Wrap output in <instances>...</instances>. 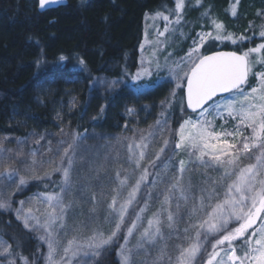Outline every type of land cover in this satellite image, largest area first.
Returning a JSON list of instances; mask_svg holds the SVG:
<instances>
[{"label": "snow or ice", "instance_id": "snow-or-ice-1", "mask_svg": "<svg viewBox=\"0 0 264 264\" xmlns=\"http://www.w3.org/2000/svg\"><path fill=\"white\" fill-rule=\"evenodd\" d=\"M59 2L39 0V7ZM183 9L184 0H176L173 11L182 12ZM231 14L236 15L235 6ZM156 15L168 20L162 13ZM180 19L177 15L175 22L179 23ZM213 25L216 34H200L199 42H193L194 47L187 54L185 63L172 69L176 89L186 88L181 103L186 98V106L198 113L197 119L185 120L178 133L168 134L171 137L178 135V139L165 136L167 118L162 112V119L156 122L161 127L159 133L150 128L138 138H126L125 161L129 168L123 165L113 168L111 177L107 176L103 166L90 168L96 180L103 174L110 181L98 186L91 183L92 178L88 184L74 182L78 135L70 142H60L66 143L67 147L60 152L58 164L52 159L38 160L34 150L30 160L25 159L22 152L16 153L18 163L24 165V171L29 175H21L20 168L11 166L0 171V177L5 179L18 177V190L29 180L50 179L53 174H60L58 191H48L37 197L44 205L43 210L38 206L25 208L24 201H20L21 207L15 210L25 229L43 231L39 238L47 244V264H81L82 257H88L89 261L84 264H90L91 259L118 242L122 231L124 243L118 246L117 253L120 264H146L139 257L147 255L148 248L152 247L159 253L152 264H264V71H253L257 64L264 66V43L242 53L205 55L200 49L209 39L236 43L231 34H221L225 31L223 23L214 20ZM164 31H168L167 25ZM260 35L264 37V30ZM142 73L149 76L151 70L145 67ZM250 75L255 77L254 85L249 84ZM140 78L138 72L134 79L139 81ZM175 98L173 91L166 103H162L170 106ZM133 111L129 109V112ZM217 119L222 123L217 125ZM229 120L232 121L230 127ZM157 135H160L159 147L153 143ZM150 145H153L151 149ZM178 150L188 157L187 161L176 159ZM108 158L106 155L105 159ZM113 159L119 161V153ZM44 163L56 166L38 175L36 168ZM157 167L160 170L153 173L151 170ZM209 169L218 171L219 177H208ZM169 172L174 174L169 175ZM150 175H155L157 181L166 179L168 187L162 193L160 208L151 214L144 227L143 213L148 211L149 205L145 202L137 212L135 204ZM155 184L153 181V186ZM77 191L85 203H91L88 222L73 228V235L61 247V235L67 236L68 214L79 203L74 196ZM181 202L193 221L183 229L178 228L182 219ZM101 203L106 208L104 223L109 225L107 231L94 226L97 206ZM9 208L10 203L0 201V209ZM165 227L169 230L167 236ZM84 229H87V235L83 234ZM134 236L136 242L132 244L130 238ZM169 239L180 241L174 245L175 255L169 251ZM11 247L7 242H0V257H5L3 264H15V260L8 259L13 255ZM24 264H28L26 258Z\"/></svg>", "mask_w": 264, "mask_h": 264}, {"label": "trees", "instance_id": "trees-1", "mask_svg": "<svg viewBox=\"0 0 264 264\" xmlns=\"http://www.w3.org/2000/svg\"><path fill=\"white\" fill-rule=\"evenodd\" d=\"M238 1L237 17L245 25L254 12L264 9V0ZM204 2L218 12L237 0ZM163 6L172 7V0H68L66 7L46 12L29 0H0V141L9 137L14 148L41 133L70 132L73 138L87 132L120 134L129 106L136 113L147 110L151 118L155 110L163 112L174 132L190 115L181 103L183 89L163 110L157 108L168 99L166 88L144 95L130 89L140 70L147 20L164 11ZM249 32L236 43L208 40L201 53H242L264 43L257 25ZM174 49L173 57H180L183 52L177 46ZM160 51L161 57L167 56V50ZM102 78L121 86L101 89L98 82ZM72 100L74 106L67 110ZM59 181L57 176L31 180L14 194L11 211L0 210V238L12 246L13 255L8 259L15 264H24V258L28 264H43L44 248L15 218L14 210L29 195L58 191ZM140 208L138 203L135 210ZM181 208L187 212L183 203ZM117 246L118 242L90 264H117Z\"/></svg>", "mask_w": 264, "mask_h": 264}, {"label": "rangeland", "instance_id": "rangeland-1", "mask_svg": "<svg viewBox=\"0 0 264 264\" xmlns=\"http://www.w3.org/2000/svg\"><path fill=\"white\" fill-rule=\"evenodd\" d=\"M239 2V1H238ZM172 7H165L162 13L164 16L168 17V20H164L162 17L154 15L148 18L146 23V38L141 50V64L140 70L141 78L139 81L133 79L130 89L136 94L144 95L147 92H152L157 88H166V95L169 98L170 94L175 91L176 93L181 89H176L175 84V76L172 72V69L176 68V66L183 65L187 60V54L194 47V41L199 42L200 34L211 32L213 35L216 34L214 29L213 21H217L223 23L225 27V31L221 34H231L233 38L238 41L241 40L240 37H246L250 31L254 29V26L257 25L258 34L264 30V9L260 11L257 10L252 15V20L248 25L240 23L238 20V12H240L238 8V3H234L232 6L224 9L223 11H213V7L206 4L204 0H184V9L182 12H175L176 0H172ZM235 6L236 15L233 16L231 14V10ZM177 15L181 17L179 23H176ZM167 25L168 31H164L165 26ZM159 33H163L160 35ZM261 36V35H260ZM262 37V36H261ZM210 40V39H209ZM232 42L231 40H226ZM245 42V41H244ZM206 44V43H205ZM177 46L181 52H183L180 57H173L172 52L175 50L174 47ZM204 46V45H203ZM259 46V45H258ZM257 46V47H258ZM212 48V47H210ZM160 49L167 50V56L161 57ZM201 51V49H200ZM164 55V53L162 54ZM171 57V58H169ZM194 58V57H193ZM151 61V64L149 63ZM157 64L159 68H157ZM149 67L151 70V75L144 76L142 73L143 68ZM186 70V69H185ZM254 72L264 71V66L257 64L254 69ZM255 77L249 76V84L254 85ZM98 85L101 89H117L121 85L119 83H110L107 82L104 78L100 79ZM164 101H161L158 104V110H163L166 108L164 106ZM74 106V101L72 100L69 104L70 110ZM208 107V106H207ZM129 109H132V106L128 107L127 121L124 124L123 130L120 134L113 135L112 133L106 135L104 133H96V132H87V135L81 136L80 141H77L78 148V159H77V172L74 175V182L78 185L80 184H88L89 178L91 179V183L93 185H99L101 182L104 184H108L110 181L105 178L103 174H101L100 180H96L94 178V172L90 171V168H95L97 166H103L107 170V176L111 177L114 173L112 171L113 168L120 167L123 165L124 168H129V165L125 161L126 156V148L125 144L128 142L126 138L136 137L138 138L140 133L149 130L150 128L159 133L161 131L160 125H157V121L161 118V113L156 110L153 112L151 117H148V111H141L140 113H136V110L133 109V112H129ZM69 112V111H68ZM197 114H190L187 116L181 123L189 118L193 120L197 119ZM162 119V118H161ZM160 119V120H161ZM60 123V122H59ZM222 121L217 119L216 124H221ZM232 121L229 120V127L231 126ZM180 125L173 132L171 130V123L167 119V130L165 131V136L167 138H175L178 139V135L175 137L168 136L169 133H178ZM110 132V131H108ZM73 136L71 133L62 132L59 135L54 136L48 135L46 133H41L38 135H33L29 140L24 143H19L12 147L10 144L11 139L9 137L2 139L0 141V149H6L7 152L0 151V169H4L7 166L18 167L21 169V175H29V173L24 171V165L18 163V158L16 157V153L22 152L23 157L25 159L30 160L32 153L34 150L36 151V158L42 161H48L49 159L55 160L56 164L59 163L60 152L63 148L67 147V144H61L60 142L72 141ZM39 141V143H36ZM160 135H157L153 141L156 147H159ZM153 145H150V149ZM51 149V151H49ZM179 152V150H178ZM119 153L120 159L119 161H115L113 158L116 154ZM109 158L106 160L105 156ZM9 156L12 159H9ZM176 159H185L188 160V157L183 153L179 152L176 156ZM13 163V164H12ZM56 165H49L44 163L43 165H38L36 168V173L38 175H43L44 171L49 170L51 167H55ZM160 169L157 167L153 169L154 172L159 171ZM203 171V170H200ZM174 172H169V175H173ZM220 173L216 170L209 169L207 171V176L212 178H218ZM57 176L61 179L59 173L53 174L51 177ZM50 177V178H51ZM46 180V179H45ZM153 181H156L155 186H153ZM31 182V180H29ZM28 182V183H29ZM146 185V186H145ZM145 185H142L141 191L137 196V203L141 207L144 206V203L147 202L149 205L148 211L143 213V226L147 227V219L151 218V214L157 211L160 208V203L163 200L162 193L168 187L167 181L165 179L164 182L157 181L155 175L152 176L150 181H146ZM18 177H14L12 180L0 179V201H7L11 204L12 198L16 191H18ZM145 190V191H144ZM144 191V195L142 194ZM223 189H221V193ZM42 197L43 195H29L23 201L25 202L24 207L27 208L29 206L32 207H40L43 210L44 205L37 200V197ZM75 198L79 201L77 205H74L72 211L69 212L67 217V236L61 235V247L66 242L67 239H70L73 235V228H76L78 225L88 222L89 217V209L91 207V203H85L83 198L81 197L79 191L74 193ZM143 197V198H142ZM140 198V199H138ZM142 198V200H141ZM29 201H32V204H29ZM183 203V202H181ZM190 205V204H189ZM21 205L19 204L16 209H19ZM12 208V207H11ZM11 208L8 210L0 209L3 212L11 211ZM15 209V210H16ZM14 210V216L16 217V213ZM130 214L132 213V209L129 210ZM97 219L95 221L94 226H101L108 230L109 225L104 223V216L106 214V208L103 203L97 206ZM39 215V213H37ZM180 216L182 219L178 223V228L183 229L188 226L189 223L193 222L187 216V212L185 210L180 209ZM43 219V218H42ZM18 220V219H17ZM21 222L20 220H18ZM22 223V222H21ZM29 231V230H28ZM84 235L88 234L87 229L82 230ZM168 229L165 227L164 232L167 236ZM33 235L41 242L42 247L44 248V258L43 264H47L46 262V254H47V244L41 240L39 237L43 235V231L34 232ZM138 236V233L136 234ZM131 243L135 244L136 236L130 238ZM0 242H6L4 239L0 238ZM176 239H169L167 241L169 251L175 255L174 245L179 243ZM123 239H118V246L123 244ZM163 243V242H161ZM186 243V242H185ZM118 246L116 247V262H119L118 256ZM103 253V252H102ZM158 250L155 247L148 248L147 255H141L139 259L146 262V264H152V261L158 255ZM100 256V255H99ZM98 256V257H99ZM5 257H0V264H3ZM88 257H82L81 262L88 261ZM16 263V262H15Z\"/></svg>", "mask_w": 264, "mask_h": 264}, {"label": "water", "instance_id": "water-1", "mask_svg": "<svg viewBox=\"0 0 264 264\" xmlns=\"http://www.w3.org/2000/svg\"><path fill=\"white\" fill-rule=\"evenodd\" d=\"M29 1H33V2H36L37 3V6H38V10L40 12H46L48 10H55V9H58V8H64L68 5V0H60L59 3H55V4H50V5H46L44 8H40L39 7V0H29ZM216 52H233V51H225V50H220V51H216ZM215 52H212V53H209L207 55H211ZM183 96H186V88L183 90ZM219 97H217L216 99H218ZM211 102H209L210 104ZM184 105H185V108L186 110L190 113V114H196L194 112H192V110L190 108H188L186 106V98L184 99ZM207 106V105H206Z\"/></svg>", "mask_w": 264, "mask_h": 264}]
</instances>
